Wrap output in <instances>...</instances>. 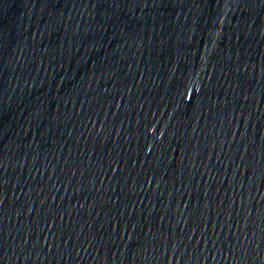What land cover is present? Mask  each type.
Listing matches in <instances>:
<instances>
[{
  "label": "water",
  "instance_id": "1",
  "mask_svg": "<svg viewBox=\"0 0 264 264\" xmlns=\"http://www.w3.org/2000/svg\"><path fill=\"white\" fill-rule=\"evenodd\" d=\"M202 0H0V264H63L136 104Z\"/></svg>",
  "mask_w": 264,
  "mask_h": 264
}]
</instances>
